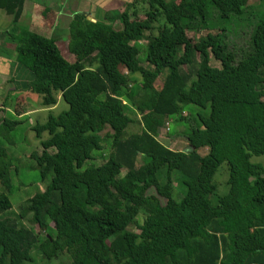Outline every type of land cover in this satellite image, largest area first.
<instances>
[{"label": "trees", "instance_id": "1", "mask_svg": "<svg viewBox=\"0 0 264 264\" xmlns=\"http://www.w3.org/2000/svg\"><path fill=\"white\" fill-rule=\"evenodd\" d=\"M23 1L0 0V8L16 22ZM249 1L133 0L121 13L108 12L106 22L75 14L65 40L69 62L56 40L28 30L13 36L17 54L29 59V92L48 99L44 108L58 94L67 110L32 126L36 137L48 138L30 157L41 176L52 177L19 208L35 233L0 220V264L31 263L32 250L71 264H264V167L251 162L264 157V0L261 9ZM189 32L206 33L191 44ZM242 33L247 39L239 43ZM142 40L148 67L139 59ZM186 103L209 107V114L185 134L188 152L170 150L157 130L165 119L184 121ZM131 112L145 118L139 132L125 136ZM18 123L3 119L0 127L7 134ZM103 139L110 141L108 158L83 169ZM221 163L228 190L213 205L211 180ZM11 167L0 146L4 189ZM172 171L185 189L179 201ZM8 207L0 193V210ZM48 228L53 236L45 235Z\"/></svg>", "mask_w": 264, "mask_h": 264}, {"label": "rangeland", "instance_id": "2", "mask_svg": "<svg viewBox=\"0 0 264 264\" xmlns=\"http://www.w3.org/2000/svg\"><path fill=\"white\" fill-rule=\"evenodd\" d=\"M250 8L261 9V5L259 0H250L249 1ZM139 11V6H136ZM117 10H112L114 14H116ZM130 12V10L128 11ZM139 18L143 19L142 12L139 11ZM157 25V24H156ZM114 26L119 28L117 23ZM156 31H154L155 33ZM206 32H189L187 33V39L189 43L194 44L197 42L198 38L201 35H204ZM147 36V35H146ZM246 38L245 34H239L236 36V41L242 43ZM60 41V40H59ZM65 39L58 42L59 50L61 55L65 60H70L72 55L67 52V43H65ZM146 41L142 40L139 43L140 54L139 59L141 60V64L144 67H148L144 63L145 54H146ZM196 56V55H195ZM87 63V60L85 61ZM210 65L213 67L219 68L218 62H216L212 57H210ZM87 65V64H86ZM93 64H91L92 66ZM124 76H127L126 70L119 68ZM166 71L164 70L159 79L155 82V88L158 89L160 83L163 80V77L166 75ZM134 81L139 82L140 78L138 75H134ZM54 97H51L50 104L53 103L51 107L44 108L43 103L49 102L47 98H43V96L38 97L37 100L29 101L25 106L28 109L34 108L37 112L31 116H24L20 119L14 114V106L15 103L11 99L12 97H6L5 100L7 102H1L3 108L7 107L8 109L11 107L12 110L9 111H0V118L7 119L10 122L18 121L17 125H14L9 132L0 127V146L4 149L7 154L8 159L12 163V167L8 170V178H9V188L4 189L0 184V193L4 194L9 202V207L4 210H0V220L8 218L13 219L20 226L24 225V228H27L34 233L37 231L35 226L29 221H23L18 218L19 208L31 197H33L36 193L44 190L45 186L49 183L52 173L48 172L44 176H41L40 170L36 164V162L30 157L31 155H39L42 152V148L40 146V140H46L48 138L47 133H41L40 138L36 137L35 130L33 129V125L36 123L42 124L46 121L48 115L57 116L60 112L67 110V105L60 99L58 94H54ZM54 101V102H53ZM264 101V98H263ZM184 112L182 116H185V120L182 122H175L174 119H165L164 125L157 130L158 141L164 145V147L172 149L174 151L188 152L189 146L185 139V134L188 133L189 128L191 126L197 125L198 116L206 117L209 114V107L206 109H201L197 106L191 104H183ZM127 114V113H126ZM131 118H133V123L128 126L125 131V136L131 133L139 132L141 125L143 126V118L139 114L135 112H131L127 114ZM0 119V124H1ZM32 119V122L30 120ZM5 136V137H4ZM104 137V135H102ZM109 142V144H108ZM106 139L102 140V150L93 151V159L88 160L84 163L83 169L91 166H99L101 163L106 161L109 156V152H111L110 141ZM52 151V150H50ZM201 154L206 153L205 149L199 151ZM143 161L142 156H138L136 161V166L140 165ZM253 163H261L264 167V157H253L251 159ZM165 168L162 169V173H164ZM124 173V170L121 171V174ZM171 180L173 182V194L174 199L179 201L181 197L185 193V189L181 184L182 177L177 171H172L170 173ZM159 181L161 183L165 182L164 178L159 175ZM228 172L227 166L225 163H221L217 170L215 171L212 177V184L215 186V194L210 196V201L213 205L216 204V198L223 196L227 193ZM143 211L140 210L139 215L136 217V222L141 223L143 220ZM22 224V225H21ZM128 229L131 231H136L135 225L129 226ZM42 235V234H41ZM47 236H53V230L48 228L46 231ZM32 262L27 264H71V261L66 259L64 256H60L58 259L46 261L45 259H41V255L36 250H32L31 252Z\"/></svg>", "mask_w": 264, "mask_h": 264}, {"label": "crops", "instance_id": "3", "mask_svg": "<svg viewBox=\"0 0 264 264\" xmlns=\"http://www.w3.org/2000/svg\"><path fill=\"white\" fill-rule=\"evenodd\" d=\"M132 1L24 0L16 22H13L12 14H7L0 8V111L12 110L11 107L8 109L1 105L2 100L3 103L7 102L6 97H12L11 102L15 103L13 112L17 118L31 116L37 111L34 108L28 109L25 105L40 97L28 90L29 83L33 79L27 67L29 59L17 54L13 36H17L21 30H28L39 36L56 40L58 44L61 40L67 39L68 26L75 14H81L91 22H106L105 16L108 12L114 14L112 10H117L114 12L121 13L125 10V5ZM199 151L200 156L206 154H201Z\"/></svg>", "mask_w": 264, "mask_h": 264}]
</instances>
